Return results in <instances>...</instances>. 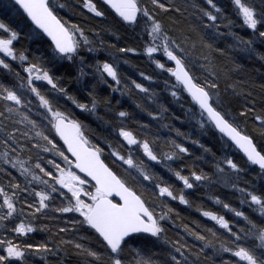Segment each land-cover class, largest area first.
I'll use <instances>...</instances> for the list:
<instances>
[{"label":"snow or ice","instance_id":"obj_1","mask_svg":"<svg viewBox=\"0 0 264 264\" xmlns=\"http://www.w3.org/2000/svg\"><path fill=\"white\" fill-rule=\"evenodd\" d=\"M231 3L242 26L252 33L251 38L245 39L233 32L235 21L229 19L225 27L234 40L231 47L264 61V51L256 48L257 42L264 45V0H231ZM102 4L103 8L96 0H82L83 9L94 17L103 19L114 14L122 26L138 34L143 40V54L165 77L166 90L181 106L188 103V118L194 122L193 127L201 134H221L222 155L217 159L212 153L214 171H205L203 167L197 171L195 161L208 162L205 156H196L190 167L186 157H192L193 153L184 143L168 138L164 141L168 150L161 151L155 146L159 136L150 141L138 135L127 127L131 113L118 111L113 130L120 147L107 140L105 145L113 165L123 167L141 188H151L155 199L151 202L145 199L143 193L105 162V147L89 139L87 125L75 111L97 114L100 101L82 79L88 75L112 92L123 95L131 91L122 82L117 64L120 58L93 57L95 63H86L83 52L98 51L99 32L90 30V37L80 24L61 17L59 11L65 4L58 0H7L4 11H14L30 21L34 26L31 37H47L51 56L30 59L17 47L21 32L0 19V176L8 181L0 183V264H33L32 258L47 262L50 256L56 258V264H200L198 254L192 259L188 237L202 242L201 253L210 248L220 258V264H264V186L259 190L242 187L228 172L238 177L242 172L252 171L264 181V111L254 116L259 138L241 128L229 100V96L239 94L237 85H231V91L221 88V70L212 56L214 52L226 56L225 50L202 36L198 51L196 43L189 45L186 37L173 35L159 18L161 12L183 15L192 7L198 9L204 28L212 29L214 37L223 36L216 14L221 13V8L215 0H206L211 10L195 2L187 5L164 0H151V9L142 0H102ZM204 18L210 23H204ZM98 43L103 46L104 42ZM117 51L139 54L135 47H120ZM64 62L77 67L76 81L90 99L80 98L61 82L54 69ZM197 71L203 73V81ZM140 75L148 81L155 79L143 72ZM131 83L160 108L143 110L153 120L161 119L168 109L160 104L157 93L136 80ZM107 105L111 110V101ZM236 111L239 117H245L255 109L245 104ZM33 114L40 119L33 118ZM148 129L149 125L142 123L139 131L146 133ZM170 130L204 153L211 152L190 134L178 128ZM233 149L242 153L241 160L234 158ZM138 152H142L143 158L134 154ZM44 154H50L51 158ZM176 162L178 166L173 167ZM154 164L162 165L182 187L158 175L153 170ZM185 169H189L188 174H184ZM215 185L231 186L239 192L240 204L258 215L233 207L219 195L210 197L216 205L240 218L233 221L219 211L196 206L185 191ZM172 201L195 207L201 216L225 230L226 238L220 239L217 229L202 227L199 222L182 224L179 227L183 235L170 237L168 225H175V217L179 215ZM42 216L63 220V226H56L57 235L64 233L68 238L60 237L59 243L22 239L49 228L34 222ZM224 254H228L227 258ZM204 259L208 261L209 257Z\"/></svg>","mask_w":264,"mask_h":264},{"label":"trees","instance_id":"obj_2","mask_svg":"<svg viewBox=\"0 0 264 264\" xmlns=\"http://www.w3.org/2000/svg\"><path fill=\"white\" fill-rule=\"evenodd\" d=\"M59 3L65 4V7L59 11V15L66 20L78 23L81 27L85 28L86 32H89L90 37L92 35V29H96L99 32V36L96 37V47L98 51L93 54H89L86 50L83 55L86 58V63H95L93 57L99 59H112L114 57H119L117 60L120 76L123 83H127L130 92H126L121 95L120 92H112L107 85L103 83H98L93 79L91 75H88L83 80L88 82V88L94 89V94L96 98L100 101L97 114L90 115L88 113L81 114L78 109L76 113L80 119L87 125L86 135L94 143H100L102 147H105V152L103 158L105 162L113 167L114 171L124 179H127L130 184H133L138 192L143 193L145 199L150 202L155 199L151 194V188L145 189L141 188L139 184L133 181L131 176H128L123 167L119 165L112 164V158L109 157V150L105 145V141H110L113 146L120 147L118 141L114 139L115 131L113 130V125L117 123L116 113L120 110L128 111L131 113L132 118L127 121V127L131 128L138 135L146 136L150 141L155 137L159 136L160 139L156 141L155 146L161 151H167L168 146L165 144V140L168 138H175L178 141L189 147L193 153L192 157H186V162L191 167L195 161L196 156H205V161H195L196 170L199 171L201 167L205 171H214V165L211 163L213 157L212 153L216 154V158L222 155L220 149L223 143V139L218 135L217 132L209 134H201L198 128L193 127V121L188 118L187 108L189 107L187 102L177 103L170 93L166 90L164 85V79L162 75L159 74V70L156 69L155 65L143 54V40L138 38V34L134 33L130 28L122 26L118 22V18L114 17V14L107 16L106 18L94 17L91 13H88L86 9H83L82 0H58ZM98 6L104 7L101 0H96ZM150 9L152 8L151 0H142ZM165 3H176V4H187L191 5L193 2L204 8H209L206 4V0H164ZM217 5L221 8V13H216L218 16V23L220 24V32L225 33L223 36L212 35V29H206L203 27L199 16L200 13L198 9L189 7L188 11L183 15L179 13H160L159 18L164 22L165 27L171 31V33L178 37H186L188 44H197L198 51L200 50L199 41L201 37L206 41L213 42L214 46L222 48L227 53L226 56H221L219 53H212L215 58V63L218 70H221V79L219 81L221 88H228L231 91V85H237L239 94L235 96H229V100L232 104V109L234 114L237 115L238 122L241 128H245L249 133L255 135L259 138V127L258 122L254 120V116L261 111H264V61H261L258 57H249L246 53L239 50H234L231 45L234 43L233 37L228 35L229 29L225 27L228 20L231 19L235 21L232 27V31L244 37L245 39L251 38L252 33L250 29L242 26V21L236 17L234 5L231 0H215ZM7 4V0H0V19H3L6 23H9L12 27L16 28L21 32L20 40L17 44L18 49L25 51L29 55L30 59L39 60L40 58H49L51 56V48L49 42L45 37L33 38L30 36L31 29L33 28L29 21L23 16H17L15 12H5L4 5ZM209 10H211L209 8ZM214 11V10H213ZM204 23H210L204 18ZM103 40V46H101L98 41ZM113 45L115 47H113ZM120 47H135L139 50V54L132 53H120L117 51ZM256 48L258 51H264V45L257 42ZM203 53L207 55V50L204 49ZM127 60V63L124 61ZM235 65H239L236 68ZM55 72L61 77V82L69 87L70 90L78 95L84 100L90 99L88 92L81 88V85L77 83L76 76L78 75L77 67L75 65H70L64 62L62 65H57L54 69ZM90 71V69H89ZM143 72L145 75H151L155 79L153 81H148L140 75ZM226 73V74H225ZM21 75H25L21 69ZM196 75L200 77L201 81L204 79L203 73L197 71ZM110 79V78H109ZM136 80L139 83H143L146 87L151 88L157 93L160 104L167 107L168 111L163 113V116L159 120H153L151 116L148 115V110L159 111V105L152 104L146 98V94L135 89L131 81ZM251 93L248 96V93ZM247 97V98H246ZM107 101H111V110L107 105ZM119 101V103H117ZM141 107H137V105ZM248 104L254 107L255 111H250L247 116L239 117L237 109H240L243 105ZM97 117H102L99 119ZM179 117V119H177ZM33 118L40 119L33 114ZM148 124L149 129L146 133H140L139 128L141 124ZM167 125L168 127H165ZM172 128H178L186 134H190L194 139H199L204 143L211 152L204 153V151L197 145L184 140L182 137L176 136L175 131H171ZM57 139H59L57 137ZM59 143L62 145L61 141ZM121 151L126 149L121 148ZM235 151V159L241 160L242 154ZM138 157H142V152L134 153ZM46 158H51L50 154H44ZM58 159V158H57ZM146 159V158H144ZM46 162V161H45ZM179 162L173 164V167L178 166ZM126 167V166H125ZM153 170L160 176H163L166 180L171 181L178 187H182L181 183L175 179L170 173H168L162 165L154 164ZM189 169L184 170V174H188ZM229 174L234 176V179L238 182L240 186H247L250 189L255 187L257 190L264 186V181L258 178L256 172L245 171L235 176L230 170ZM18 176V174H17ZM22 182V178H20ZM8 181L0 176V183H7ZM145 184L149 182L145 181ZM188 193L190 201H192L196 206L204 207L210 210L219 211L221 214L226 215V218L237 221V218L233 213L222 206L216 205L213 199L210 197L219 195L225 202L231 203L233 207L244 210L246 213L251 215H258V213H253L252 209L248 208L247 205L240 204V194L234 191L231 186L215 185L211 188L205 186H198L194 189L185 190ZM172 206L179 213L175 217V225L169 224V236L172 238H178L183 235L181 230L182 224L188 223L193 224L194 222H199L202 227L207 226L209 228H215L218 230L219 238H226L227 234L225 230L220 229L215 222L208 220L207 218L200 215L199 212L195 210V207H188L180 204L178 201H172ZM38 225H49V228L37 231L34 234H30L28 238L29 242L41 243V242H56L59 243V238L65 237L64 233H59L57 225L63 226V220L51 219L49 217H41L38 221H34ZM242 222V221H241ZM71 227V225H69ZM210 236V234H209ZM211 238V236H210ZM189 245L191 246L192 259H196L197 254L199 255L200 264H220V258L213 255L212 250L206 249L203 253L200 252V246L202 242L193 241L190 237L187 238ZM214 242L218 243V240L214 239ZM227 258L228 254H224ZM205 256L209 257L208 261H205ZM33 264H56L55 257H49L47 262L41 261L38 258H32Z\"/></svg>","mask_w":264,"mask_h":264},{"label":"water","instance_id":"obj_3","mask_svg":"<svg viewBox=\"0 0 264 264\" xmlns=\"http://www.w3.org/2000/svg\"><path fill=\"white\" fill-rule=\"evenodd\" d=\"M102 1V0H101ZM29 23H30V21H29ZM31 24V23H30ZM32 27H34L33 25H31ZM43 37H45V36H43ZM46 38V40L49 42V40H48V38L47 37H45ZM50 43V42H49ZM218 133V132H217ZM218 135L219 136H221V134L220 133H218ZM61 143H63L62 141H61ZM236 150V149H235ZM239 151V150H238ZM242 154V153H241Z\"/></svg>","mask_w":264,"mask_h":264}]
</instances>
